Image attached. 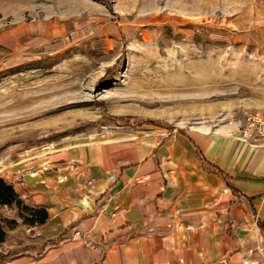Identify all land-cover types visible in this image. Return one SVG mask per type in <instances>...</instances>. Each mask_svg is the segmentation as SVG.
Segmentation results:
<instances>
[{"label": "rangeland", "instance_id": "1", "mask_svg": "<svg viewBox=\"0 0 264 264\" xmlns=\"http://www.w3.org/2000/svg\"><path fill=\"white\" fill-rule=\"evenodd\" d=\"M263 118L264 0H0V174L114 135L259 140Z\"/></svg>", "mask_w": 264, "mask_h": 264}, {"label": "crops", "instance_id": "2", "mask_svg": "<svg viewBox=\"0 0 264 264\" xmlns=\"http://www.w3.org/2000/svg\"><path fill=\"white\" fill-rule=\"evenodd\" d=\"M155 135L15 161L0 176L49 218L29 226L14 208L0 264H264V143Z\"/></svg>", "mask_w": 264, "mask_h": 264}, {"label": "trees", "instance_id": "3", "mask_svg": "<svg viewBox=\"0 0 264 264\" xmlns=\"http://www.w3.org/2000/svg\"><path fill=\"white\" fill-rule=\"evenodd\" d=\"M183 134L188 135L187 133ZM208 163L209 162L203 157V164L205 165V167H207ZM214 170L221 173V170H219L217 167H214ZM223 176L228 180L227 182L231 189L235 193H238V190L231 183V180L228 178V176L224 173ZM1 206L17 207L19 211V217L23 220L24 224L29 226L44 224L49 218L46 208H32L27 206L20 195L17 193L15 187L0 176V207ZM15 226V220L9 221L0 219V246H2L3 243H5V241L7 240V229H12ZM261 226L264 227L263 224H261Z\"/></svg>", "mask_w": 264, "mask_h": 264}, {"label": "built area", "instance_id": "4", "mask_svg": "<svg viewBox=\"0 0 264 264\" xmlns=\"http://www.w3.org/2000/svg\"><path fill=\"white\" fill-rule=\"evenodd\" d=\"M258 123L260 126L259 133L261 135L259 140H261L264 143V118H263V120L259 119Z\"/></svg>", "mask_w": 264, "mask_h": 264}]
</instances>
